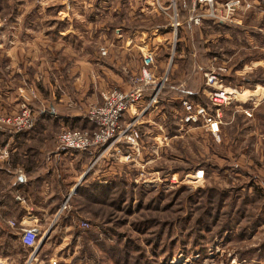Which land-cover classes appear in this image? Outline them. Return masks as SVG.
<instances>
[{"label": "rangeland", "instance_id": "rangeland-1", "mask_svg": "<svg viewBox=\"0 0 264 264\" xmlns=\"http://www.w3.org/2000/svg\"><path fill=\"white\" fill-rule=\"evenodd\" d=\"M190 1H153L154 19L163 27L138 33L137 39L129 40L132 46L126 40L116 41L122 31L115 28L125 21L131 28L145 25L141 19L118 18L114 9L121 2L116 0L104 18L109 30L99 32L104 19L90 17L93 31L74 45L59 46L49 33L43 48L34 45L26 54L32 33L41 35L67 21L64 14H53L52 8L71 9L72 19L87 23L89 16L78 9L93 3L0 0L2 144L8 133L16 136L32 130L39 108L50 106L45 103L69 99L86 108L82 115L88 118L90 108L101 103L107 91L143 87L141 101L127 114V120L140 115L139 141L123 142L120 152L102 157L67 151L74 164L71 168L60 163V171L70 181L74 174V183L45 222L29 225L40 230L37 250L21 244L18 230L17 236L0 237V250L10 257L7 264H264V168L257 161L247 166L240 160L246 150L236 151L244 119L233 114L231 123L225 120L230 116L225 108L243 109L250 103L244 94L246 82L263 78L261 70L250 73L253 66L248 65L264 57V4L236 0V6L228 8L232 0H198L197 5ZM130 4L127 13L140 3ZM40 8L43 15L36 17ZM175 22H180L178 30ZM31 24L36 27L23 32L22 26ZM7 44H14L18 55L22 50L27 64L23 60L12 67ZM148 53L155 58L151 69L158 85L136 83ZM211 71L233 93L231 103L222 105L224 117L217 133L204 119L184 122V100L210 103L208 93L214 87L207 84L206 76ZM155 86L162 89L149 107ZM252 99L255 108L264 101ZM24 104L32 110L33 123L17 130L3 119L20 115ZM83 128L53 125L50 130L58 138L66 129ZM13 150V144L7 145L3 154Z\"/></svg>", "mask_w": 264, "mask_h": 264}, {"label": "crops", "instance_id": "crops-1", "mask_svg": "<svg viewBox=\"0 0 264 264\" xmlns=\"http://www.w3.org/2000/svg\"><path fill=\"white\" fill-rule=\"evenodd\" d=\"M71 1L78 2L79 0ZM89 1H92L93 4L88 7V9L83 6L78 9L80 13L89 16L87 23L80 22L77 17L72 19V13H70L71 9L67 12L62 10H65V8H52L53 14H64L67 21H63L62 24L57 27L46 29L41 35L32 33L29 40V44H32L27 46L28 50L26 54L32 52L31 47L34 45L43 48L44 39L51 35L50 39L55 40L56 44L59 46L64 43H71V45H74L75 42L81 40L82 36L93 31L94 26L91 24L92 18L90 19V17H94V19H96V17H101L104 19L108 16L106 11L113 10L114 1L116 0ZM134 1L140 4L132 8L134 9L132 13H127V9L131 10L130 3ZM145 1H148V4ZM153 1L155 0H120L121 3L114 9L116 10L115 14L120 16L118 18H128L138 21L141 19L140 22L145 26L131 28L130 22L125 21L120 23V25H118L120 27H116L115 31H122V35L120 37L121 39L116 37V41L118 40L120 42L121 40H126L127 44L132 46V42L129 40L134 41V38L137 39L139 36L138 33H148L163 27L161 24L157 23L156 18L154 19L157 15L155 11H151V4ZM193 1L191 0L190 2ZM259 1H263L264 4V0ZM146 6H149V10H147ZM43 10L44 8L36 10V17L42 16ZM128 16H133L134 18ZM147 18H151V20ZM107 21L108 19H104V21L101 22L99 25V32L109 30L106 27L108 26ZM140 22L134 25H138ZM32 25L33 24L22 26L23 32H29L26 30L24 31V28H31ZM126 32L132 35L126 36ZM10 39H13V37L10 36ZM20 42L21 41H17V43ZM7 45L11 47L8 54L10 59L9 63L12 64V67H16L18 63L21 64L23 60H25V58L22 57L24 52L21 50V55H18L16 51L17 47L14 44ZM12 55L15 59L11 58ZM74 61L79 63L77 60ZM85 61L86 63H90L91 59ZM252 62L253 65H248L249 67L253 66L250 69V73L259 69L261 70V77L263 78L254 81L250 79L247 81L248 83L246 82L247 88L244 94L246 97L251 98L249 99L250 103H246L243 109H240L238 105L237 109L229 106L225 108V114H230L225 120L227 124L231 123L234 118L232 117L233 114H237L244 119L242 124L243 132L239 133L240 139H237L238 146L236 147V151L240 152L241 148L246 150L244 154L241 155L240 160L243 159L247 166L249 165V167H252L254 161H257L262 163V167L264 168V101L256 108L253 107V103H251L253 100L252 98L261 101L264 100V57L255 58L251 60V64ZM25 64H27L26 60ZM20 68L19 71L21 70ZM73 84L74 82L71 81V85ZM201 89H203L202 92L205 94L206 89H204V87ZM45 104L50 106L46 107ZM45 104V107L39 108L40 116L36 120L32 130L16 136H12L13 134L8 133L3 144L0 142L2 144V148L0 149V162H3V165L0 164L2 165L0 166V183L3 181V185H0V237L4 239L7 238V235L17 236L16 230L20 231L21 224L35 226L45 222L48 217L52 215L51 213H53V210L57 207L59 208L57 202L60 197L64 196L65 193H67V188L74 183V180H72L74 174L70 176L71 181L66 179L68 175L60 171V163L66 164L72 168L75 159L70 156L66 157L68 152L61 153L58 151V138H56L57 136H55V133L50 130V128L53 125H77L79 127H84L83 129L94 128V124L88 120L85 115H82L86 108L75 106L74 101L69 103V99L60 98L54 102ZM76 104H78V101H76ZM245 109H251L253 116H246ZM11 144L14 145V150L3 154L5 152V147ZM90 153L97 155L98 150L95 149ZM68 159H70L71 162H69ZM97 171L98 169L95 168L94 173H97ZM61 176L63 177L61 178ZM66 197L67 196H65V198ZM11 221H15L17 226L13 227ZM37 230L40 231L38 228ZM8 259H10V257L2 254L0 250V260H5L8 263Z\"/></svg>", "mask_w": 264, "mask_h": 264}, {"label": "built area", "instance_id": "built-area-1", "mask_svg": "<svg viewBox=\"0 0 264 264\" xmlns=\"http://www.w3.org/2000/svg\"><path fill=\"white\" fill-rule=\"evenodd\" d=\"M199 2H213V0H199ZM198 0L195 1L197 5ZM236 6V0L227 3L228 8ZM196 22H199L196 18ZM174 28L178 30L180 22H175ZM174 57V55H173ZM155 58L153 53H148L144 57V66L140 75L136 78V83L146 82L156 84L157 78L151 66L154 64ZM226 70V69H223ZM168 74V73H167ZM207 84L213 86L208 93L210 103H195L191 100H184V122L195 123L204 119L213 133L220 131V125L224 117L222 109L223 104L231 103V96L227 88L224 86V79L215 71L207 74ZM217 87V88H216ZM154 93L150 98L149 107L158 101L161 87L155 86ZM143 95V87L125 92L118 89H112L103 94V101L92 106L88 112V119L93 122V129H72L64 130L58 136V150L67 152L69 150L79 152H92L98 150L99 157L104 154L109 155L112 151L120 152L119 146L125 142L132 144L139 141L141 133L138 129L139 116L127 120V114L133 107H137ZM20 115L15 117H7L4 121L15 125L17 130L29 128L32 126V110L26 105ZM245 114L252 116L250 109L245 110ZM109 153V154H108ZM106 155V156H107ZM132 154L128 155V157ZM199 174V172H198ZM69 199L67 198L63 207H66ZM13 227L17 224L11 222ZM20 240L23 245L37 250L40 246L39 231L33 226H20ZM0 264H7L5 260H0Z\"/></svg>", "mask_w": 264, "mask_h": 264}]
</instances>
